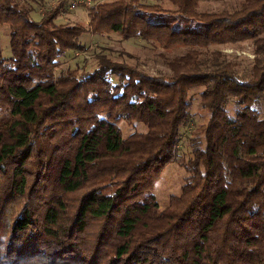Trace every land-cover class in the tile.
Listing matches in <instances>:
<instances>
[{
	"label": "trees",
	"instance_id": "obj_1",
	"mask_svg": "<svg viewBox=\"0 0 264 264\" xmlns=\"http://www.w3.org/2000/svg\"><path fill=\"white\" fill-rule=\"evenodd\" d=\"M167 1L97 3L85 30L55 22L61 4L37 21L0 0L11 52L0 48V264H264V0L220 12ZM86 31L187 50L165 76L100 55L55 78ZM244 41L255 54L245 78L199 50ZM197 89L208 119L179 163L180 194L160 208L155 186ZM120 123L145 132L124 137Z\"/></svg>",
	"mask_w": 264,
	"mask_h": 264
},
{
	"label": "rangeland",
	"instance_id": "obj_2",
	"mask_svg": "<svg viewBox=\"0 0 264 264\" xmlns=\"http://www.w3.org/2000/svg\"><path fill=\"white\" fill-rule=\"evenodd\" d=\"M18 3L31 10L33 20H40L42 14L61 4L60 14L55 20L57 24L76 25L87 30L89 21V9L97 3L111 2L114 0H89L90 6L84 5L87 0H17ZM144 4H159L165 8H172L167 0H141ZM241 0H198V10L201 12L233 11L240 7ZM84 47L79 52L67 51L58 61L59 65L54 72V77L66 71H76L84 74L92 71L96 66V58L100 55L107 58L136 67L154 76H165L169 74L166 61L182 56L187 48L177 47L165 50L155 42L144 41L140 38L123 39L116 34L94 35L86 31L80 38ZM0 48L2 56H11L9 48V30L7 26L0 25ZM199 50L213 60V53H220L227 60L236 63V73L240 77H247L253 65L255 54L250 41L220 46H209ZM115 82V80H114ZM201 89L190 93L189 119L180 128L179 142L177 146V160L169 164L163 171L155 186V197L160 208H164L170 195H179L187 173L179 165L181 161L187 160L191 155L190 140L197 135L201 127L208 119V113L200 105L199 93ZM264 118V104L257 107ZM228 113L233 115L236 108L233 102L227 106ZM124 137L137 132H145L141 124L120 123Z\"/></svg>",
	"mask_w": 264,
	"mask_h": 264
},
{
	"label": "built area",
	"instance_id": "obj_3",
	"mask_svg": "<svg viewBox=\"0 0 264 264\" xmlns=\"http://www.w3.org/2000/svg\"><path fill=\"white\" fill-rule=\"evenodd\" d=\"M84 5L90 6L91 2L89 0H87L86 2H84Z\"/></svg>",
	"mask_w": 264,
	"mask_h": 264
}]
</instances>
